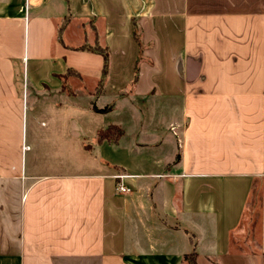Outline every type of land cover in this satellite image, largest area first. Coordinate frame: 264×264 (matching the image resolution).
<instances>
[{
	"label": "crops",
	"instance_id": "0c3cea01",
	"mask_svg": "<svg viewBox=\"0 0 264 264\" xmlns=\"http://www.w3.org/2000/svg\"><path fill=\"white\" fill-rule=\"evenodd\" d=\"M190 254L264 264V0H0V264Z\"/></svg>",
	"mask_w": 264,
	"mask_h": 264
},
{
	"label": "trees",
	"instance_id": "16d2710c",
	"mask_svg": "<svg viewBox=\"0 0 264 264\" xmlns=\"http://www.w3.org/2000/svg\"><path fill=\"white\" fill-rule=\"evenodd\" d=\"M131 26H132V36H133V39H134V41L137 45V48H138V55H137V58L134 62V67H133L132 83H134L137 79V76H138V63L141 59L143 44H142V40H141V29H140V26H139L136 18H131ZM82 49H85V48H82ZM86 49L91 50L94 53L101 55L102 59H103L102 75H101V78H100L98 85L96 87V90H95V94H99V92H101V89L103 87V82H104V80L108 74L109 52L105 46L100 45L98 42H95L93 47L86 48ZM73 74H76L74 70L66 69L64 75H62V78H63L62 89L64 91L69 92L70 88L67 84L66 79L68 76H71ZM91 109L97 113H106V112H109L111 110V106L106 105L103 108H97L96 106L93 105L91 107ZM121 135H122V129L120 128V126L115 125V124H109L105 128L98 130V132L96 134V142H102L105 140L109 143H117L119 138L121 137ZM81 141H82L84 148L86 150H89L88 141L85 138H81ZM184 260L188 261L189 264H196L193 254L185 255Z\"/></svg>",
	"mask_w": 264,
	"mask_h": 264
},
{
	"label": "built area",
	"instance_id": "2783aa9c",
	"mask_svg": "<svg viewBox=\"0 0 264 264\" xmlns=\"http://www.w3.org/2000/svg\"><path fill=\"white\" fill-rule=\"evenodd\" d=\"M119 179L121 180L122 179V176H119ZM117 190L119 193L121 194H126V193H129V189L126 188L122 182L118 183L117 185Z\"/></svg>",
	"mask_w": 264,
	"mask_h": 264
},
{
	"label": "rangeland",
	"instance_id": "374dc122",
	"mask_svg": "<svg viewBox=\"0 0 264 264\" xmlns=\"http://www.w3.org/2000/svg\"><path fill=\"white\" fill-rule=\"evenodd\" d=\"M130 87H131V86H130ZM95 151H96V152H98V149H96ZM255 237L257 238V232H256V235H255ZM187 260H188V259H187Z\"/></svg>",
	"mask_w": 264,
	"mask_h": 264
}]
</instances>
